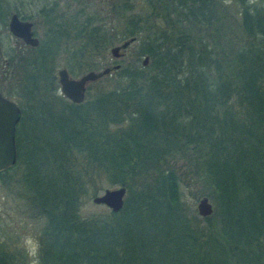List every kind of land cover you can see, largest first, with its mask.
I'll return each mask as SVG.
<instances>
[{"label": "trees", "instance_id": "16d2710c", "mask_svg": "<svg viewBox=\"0 0 264 264\" xmlns=\"http://www.w3.org/2000/svg\"><path fill=\"white\" fill-rule=\"evenodd\" d=\"M224 1L236 5L239 40L219 29L228 16ZM7 14L1 8L0 20ZM121 17L119 40L140 39L139 54L152 58L157 75L126 68L121 86L55 114L37 93L51 75L52 37L9 66L32 109L25 116L23 108V122H40L46 132L33 139L18 132L16 162L0 180L19 187L40 222L41 247L31 260L0 216V264H264V8L251 0H125ZM85 22L75 56L83 71L94 69L90 50L114 30ZM183 137L204 156L222 212L217 231L185 214L171 171L130 187L118 212L83 211L99 177L126 183L145 176L148 160L159 164Z\"/></svg>", "mask_w": 264, "mask_h": 264}, {"label": "rangeland", "instance_id": "374dc122", "mask_svg": "<svg viewBox=\"0 0 264 264\" xmlns=\"http://www.w3.org/2000/svg\"><path fill=\"white\" fill-rule=\"evenodd\" d=\"M131 2L132 7L135 9L134 13L141 11L140 3ZM124 3L125 0H0V10L1 8H5V12L8 13L5 21L0 20V54L6 49L9 51V48L12 51H16L14 41L11 39L10 33L7 30L9 17L11 13L16 11H19L21 16L26 17V20L33 22L35 36L40 39L41 43H48L49 39H51L50 37H52V40H50L52 41L51 49L61 44L59 58L54 63L52 62L51 75L46 81L39 82L40 91L37 92L43 93L48 97L52 112L55 114L60 109V106L57 105L61 104V107H63L65 104V98H60L61 94L58 92L57 70L62 67L66 68L73 78H78L87 71H90H83L79 66V62L75 59V56L77 58L80 56L82 42L81 37L76 35L78 32L77 28L85 21L88 28L91 26L94 27L97 24L105 28H114V30L108 32L109 35L106 38L104 37L99 48L90 50L89 60L97 68L95 69L94 67L93 70L100 71L105 67L119 65V69L116 71L103 76L98 81L88 83L85 101H90L98 95L110 91L112 88L121 86L124 83L123 74L126 68H143V74L151 78L153 75L158 74V68L153 64L151 57L145 54H139L142 44L140 39H136L125 49L120 50L119 58L112 57L110 53L112 46L132 39L119 40L121 36L118 30H120V26H123L121 25V11H123ZM224 3L227 6L228 16H226L227 18L224 22L223 29L221 26H219V29H221V33L225 37H228V39L232 37L234 41L239 40L241 38V32H239L238 23L231 18L233 13L236 12V5L227 1H224ZM251 3H256L258 7L264 8V0H251ZM162 11L160 14H162ZM48 15L51 19H48ZM149 21V24H153L152 20ZM157 21L160 22L159 19ZM160 25L168 28L164 21ZM35 53H31V55L28 53V55L31 57ZM145 56H148V62L146 66H143L142 62ZM1 66L0 58V90L15 98L26 111L25 116H29L32 109L26 99L27 97L23 96L20 88L23 81L19 79L20 76L18 77L15 72H12L13 69L9 70L11 73H9L8 77L2 79ZM52 93L55 95H52ZM183 117L186 118L185 116H181L180 118L183 120ZM39 124L40 122L33 123L29 119L23 122L21 127L22 136L25 139H33L36 135L41 137L40 134L46 131L45 128L40 129ZM161 133V130L158 129L151 134L155 137H160ZM179 143L181 146L173 149L170 154H164L159 164L153 163V159H146L150 163L146 167L148 173L145 176L136 175L134 179H126V183H112L106 180L104 176L99 177L95 187L90 185L89 190H87L90 193V197L83 205V211L85 213L108 212L109 208L107 206L95 204L92 201L94 196L101 194L106 188H116L125 185L126 195H128V193H131L132 188L138 190L142 186V183H146V181L151 183V176H154L158 172L163 170L169 173L171 171L177 179L180 207L183 208L185 214L189 216L190 220L197 221V224H200L203 228L217 231L223 225L222 212L217 198L213 196L211 182L209 179H206L204 156H201L198 150L200 146H193L194 144L192 145V142L187 141L185 137L181 138ZM151 164L155 169L154 172H151L152 170L150 171ZM19 192V187L12 179L11 184L2 183L0 180V216L12 224L11 228L14 230L16 237L25 246L30 259L34 261L41 247L38 236L40 222L34 218H30L28 214L30 208L27 207L26 201L21 198ZM93 192L96 193L94 196L92 194ZM126 195L124 197V203ZM203 197H207L213 207L212 213L208 215L210 219H203L197 212V204ZM196 216L200 217V220L196 219ZM215 254L213 251L212 255L215 256ZM262 258V261H264V257ZM208 260H211V263L213 262L211 258ZM208 262L206 264H209ZM230 264H235V261L231 260Z\"/></svg>", "mask_w": 264, "mask_h": 264}, {"label": "water", "instance_id": "95a60500", "mask_svg": "<svg viewBox=\"0 0 264 264\" xmlns=\"http://www.w3.org/2000/svg\"><path fill=\"white\" fill-rule=\"evenodd\" d=\"M33 23L28 20H21L17 13H13L8 22L9 32L21 38L26 44L36 47L39 41L33 36ZM133 39L126 40L122 44L114 45L110 49L112 57L119 58L120 50L125 49ZM148 56H145L142 65L146 66ZM119 69V65L105 67L100 71L90 70L78 78L69 75L66 68L58 70V83L60 91L74 103H81L84 100L86 85L96 81L103 76ZM20 109L11 100L5 98L0 92V172L13 166L17 158L15 145V125L19 118ZM126 188L124 186L116 188H106L104 191L92 198L93 203L103 204L113 212H118L124 205ZM213 207L207 197H203L197 204V212L201 217L212 213Z\"/></svg>", "mask_w": 264, "mask_h": 264}, {"label": "flooded vegetation", "instance_id": "af4514ba", "mask_svg": "<svg viewBox=\"0 0 264 264\" xmlns=\"http://www.w3.org/2000/svg\"><path fill=\"white\" fill-rule=\"evenodd\" d=\"M13 13H16V12H13ZM13 13H11V15ZM17 15L19 16V18L21 20H26V19H22L21 15H19L18 13H17ZM8 22H9V20H8ZM32 28H33V26H32ZM7 30H8V25H7ZM8 32H9V30H8ZM33 36L36 37L35 36V33H34V30H33ZM10 37L14 41L16 51H8V49H6L4 52H2L0 54L1 63H2V66H1V69H2V79H4L5 77H8L9 76V73H11V71L9 72V70H10L9 69V66L10 65L14 64V62L16 60H18L19 58H21L24 55H26V53H28L29 48H35L33 46H30V45L26 44L21 38H18L16 36L12 35L11 33H10ZM36 38L39 41V44H38V46H39L41 44V41H40V39L38 37H36ZM38 46H36V47H38ZM59 46H57L55 48H52V49L50 48L51 51L49 52V56H50L51 62H53V63L55 62V60H57L59 58L58 56H59V51L61 50V44H59ZM65 54H66V52H65ZM59 69H61V68H59ZM58 70H57V72H58ZM98 80H96V81H98ZM57 82H58V78H57ZM58 85H59V83H58ZM87 85H86V89H85V95H86V91H87ZM0 92H1V94L5 98L13 101L19 107V109H20L19 118H18V121H17V123L15 125V143H16V138H17L18 132H19V134L21 132V135H22V130H21L22 128L21 127H22V124H23V108H22V106L20 105V103L15 98L9 96L8 94L3 93L1 90H0ZM58 92L61 94L60 95V98H63V99L65 98V104H64V106H66L67 103L72 102L69 98H67L65 95L62 94V92L60 91V85H59V91ZM52 95H55V94L52 93ZM84 101H85V96H84V100L82 102H84ZM77 104H79V103H77ZM57 106H60L59 107L60 109L62 108L61 107V104H58Z\"/></svg>", "mask_w": 264, "mask_h": 264}]
</instances>
